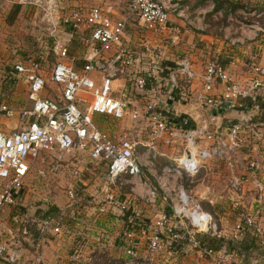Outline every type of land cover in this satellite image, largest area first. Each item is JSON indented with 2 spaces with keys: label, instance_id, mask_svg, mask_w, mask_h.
Returning a JSON list of instances; mask_svg holds the SVG:
<instances>
[{
  "label": "built area",
  "instance_id": "obj_1",
  "mask_svg": "<svg viewBox=\"0 0 264 264\" xmlns=\"http://www.w3.org/2000/svg\"><path fill=\"white\" fill-rule=\"evenodd\" d=\"M3 1L32 7H41L47 1L45 7L49 13L54 10L56 2ZM117 1L126 3V13L118 21L111 19V13L99 6L85 12L71 10L60 18V24L70 30L85 28L89 31V37L83 41L84 64L79 71L63 62L67 58V51L61 42L54 41L52 44L51 52L57 62L50 72V81L60 90L58 102L42 97L47 83L41 74L39 62L27 59L14 66L15 75L22 77L27 84V101L30 107L15 111L0 100V116H17L24 121L23 127L14 133L7 134L0 130V181L4 183L0 188V211L5 207L14 208L18 205L23 194L24 179L31 171L35 170V174L42 178L46 173L55 172L57 163L52 162L45 167L40 154L57 151L62 154L85 153L88 157L85 172L98 171L104 167L99 203L122 215L129 210V200H117L112 189L119 191L129 186L130 193L135 194L133 182H140L143 168L152 171L155 167L156 143L166 148L180 139V150L177 151L179 155L172 159V167L161 170L163 178L173 173L195 176L206 162L221 161L229 171L230 192L241 193L245 185L252 184L254 193L249 196V207L240 212L238 221L229 233H225L219 230L213 216L202 211L200 204L185 190L181 187L174 190L166 188L161 199L166 202L168 213H158L147 234L145 246L135 237L141 235L142 238L145 235L144 229L135 220H130L128 228L120 233L122 243L126 244L124 254L129 260L125 264H176L178 254L195 255L194 264H200L199 261L205 264H264V180L237 175V171L243 166L241 149L251 141L248 142L251 150L256 153L260 148L264 150V134L258 129L249 128V123H237L222 131L213 132L206 125L185 128L191 120L185 116L182 123L177 125L174 121L176 114L171 108L175 96L184 102L192 100L202 109L215 113L241 108L244 100L255 104L258 99L264 100V68L250 64L249 70L255 77L244 81L242 85L214 57L208 59L198 73L187 56L179 57L173 69L165 68L162 66L165 49L176 47L180 42V29L172 25L170 19L173 17L192 26L206 11L215 9L214 3L206 1L201 5L195 4L197 0ZM237 13L243 21L249 17L264 19L263 12L256 14L241 9ZM218 15H222L221 11ZM233 18V13L229 12L227 21H232ZM134 22L142 25L153 36L170 34V39H161L159 46L144 45L137 57L124 46L125 30ZM258 30L264 32V24ZM229 42L230 45L235 44L234 41ZM137 63L140 66L145 63L147 70L135 71ZM165 71L164 84H155ZM119 80H124L128 85V90H124L128 96L133 93L149 98L141 108L132 105L129 110L131 103L128 98L125 99V93L115 95L113 84ZM196 81L200 83L201 89L191 94L190 88ZM219 85L222 86V92L213 96V91ZM84 104L85 110L82 109ZM253 109L257 111L255 106ZM127 114L134 127L144 126L149 129L148 146L142 145L139 140L133 141L126 135L111 137L97 129L93 122V116L122 121ZM262 161L263 158H260L251 167L254 173L259 172L264 178ZM75 186L71 185L66 191L71 203L78 200ZM157 198V189L147 186L143 202L154 205ZM233 205L235 208L240 206L236 202ZM101 212L104 214L106 210L103 208ZM29 223L25 211L20 214L14 211L7 223L0 226V261L7 264L17 262L18 249L29 236ZM42 226H50L55 235L63 233L59 220L47 217L42 221ZM199 234L210 238H225L232 243L249 235L255 238L260 254L251 252L245 261V253L237 254L236 250L228 251L222 247L218 251H212L198 242L196 236ZM142 247L144 262L138 263L140 257L137 252ZM81 260V247L71 248L69 262L79 264Z\"/></svg>",
  "mask_w": 264,
  "mask_h": 264
},
{
  "label": "crops",
  "instance_id": "obj_2",
  "mask_svg": "<svg viewBox=\"0 0 264 264\" xmlns=\"http://www.w3.org/2000/svg\"><path fill=\"white\" fill-rule=\"evenodd\" d=\"M206 1L213 2V0H202L199 3H197L196 1L195 4L201 5ZM240 1L244 4V7L236 8L232 12L234 16L232 21H227V14L224 15L223 9L216 8L211 12L206 11L201 17H196V22L192 26L186 25L181 21H177L172 17L170 19L171 24L180 29V42L176 47H169L165 49L163 60L175 65L176 59L182 56H187L191 59L193 67L198 73L202 71L204 63L208 59L214 57L220 63H226L225 67H227L231 71V74L233 75L235 81H237L238 83L247 81L248 74H245L244 72V64L246 63V60L249 58L252 59L257 54L260 58V62L264 63V41H260L264 40V32H259L258 30L259 27H263L264 19L249 17L248 20L243 21L242 17H240L237 13L239 10L246 9L247 11H254L246 7L244 0ZM229 2L236 3L237 0H229ZM190 3L192 4L193 2L190 1ZM6 5L9 7L6 9L7 13H4L5 9H2V6L4 7ZM62 5L68 7V11H66L67 9H65V7H63ZM0 6L1 75L5 73L8 67H10V64L16 62L12 58V49L8 46V44H10L9 39H6V37L3 36L2 27L3 24L7 27L11 23V20H9L11 18L5 20L8 14L11 15L14 10L18 11L19 9L23 8H21L22 6L15 5L19 7L18 9H15L16 7H12L13 5H10V3L4 2L3 0H0ZM45 6L46 5L43 4L40 9L42 13L41 30L43 32L42 36L44 37L42 38L40 36L38 37V39H53V42H61V44L66 48L67 51V58L64 59L63 62L71 65L76 71H79L84 64L85 46L83 41L84 39H88L89 31L82 27L77 30H70L66 28L65 26L60 24V18L62 17V15H66L71 10H80L82 12H85L86 10L96 6L101 7L104 11L107 10L108 12H110L111 19H113L114 21H118L126 13V3L124 1L117 0H56L55 8L51 13L47 11ZM260 6H262V9L256 11V14L262 12L264 13V3H260ZM219 11H221L222 13L221 16L218 15ZM124 39V46L128 50L134 52L138 57L143 51L144 45L153 47L159 46L162 41L161 39H170V34L153 36L142 25L134 22L126 28ZM142 39H150V41L144 42ZM229 41H234L235 44L230 45ZM259 41L261 42V44L259 43ZM261 48H263V51L261 50ZM260 54L262 55L260 56ZM18 63L19 62H17L16 64ZM134 70L138 72L142 70L146 71L147 66L145 63H143L141 66L137 63ZM43 76L46 83L48 84L46 76L44 74ZM20 79H22L23 83V87L21 89L25 90V94H23L21 97V102L25 101V107L29 108L30 103L27 101L28 87L23 78L16 76L13 72V74L8 77V80L3 83V88L1 89L0 87V93H3L0 94V99L2 98V102H4V104H6L12 110H15L18 107L17 105H15L14 108V101L16 102L19 100L15 99V95L17 94V88L21 84L18 81ZM113 85L115 88V95H120L124 92V90H128V85L124 80H119ZM200 89V83L196 81L190 88V92L191 94H195L199 92ZM221 92L222 86L219 85L215 88L212 95L217 96ZM125 95L127 94L125 93ZM142 104L143 103H133L132 105L141 108ZM171 108L175 112V114L187 116L191 120L192 127L199 128L203 125H206L208 127V130L213 132L222 131L228 126L237 123H249V126H251L249 128L258 129L264 134V109L256 111L254 109L244 108L242 110L237 109L231 112L215 113L211 110L208 111V109H202L193 101L174 103L171 105ZM98 121L102 122L103 119L98 116H93V122L97 123ZM23 125L24 121L17 116H14L12 118L0 116V130L4 133H14L18 131L17 128H19L20 130ZM135 128H138L137 130L139 133L143 132L141 140H139V142L144 146H148L150 138L149 129L144 126ZM134 132L135 131H133V133ZM245 139L246 142L247 137ZM248 142L241 149V159L243 160V166L237 172L240 175H246L249 179L256 177L259 180L263 181V175L259 172L254 173L251 166L256 162H259L260 158L261 160L263 158L261 164H264V150L260 148V150H258L256 153L255 151L251 150V147L249 146L250 143ZM180 144V139L175 141L170 147L166 148L160 143H156L154 169L150 171L146 168H143V176L140 180L141 183L138 181L133 182L134 190L136 191V193L133 195L130 193L129 186H125L119 191H117V189L115 188L112 189L116 199L121 202L129 200L131 213L135 215V217H138L140 214V207L143 205V203H145L143 202L142 197H145L147 186L154 187L158 192V198L155 204L152 206L153 208L157 205H159V207L157 206L158 208H161L163 205L167 206L166 202L161 199L163 190H166V188L169 190H174L177 189V187H181L200 204L202 211L213 216L220 231L229 233L230 229L238 221L240 212L247 210V208L249 207V196L254 193L252 191V184L248 183L247 185H245L244 191L241 193L235 194L230 192L228 189L229 179L226 173L228 170L221 161L206 162L195 176L173 173L171 174V176L163 178L161 170L164 167H172V159L179 155L177 151L180 150ZM74 153H76V157L72 156L73 158L71 159L70 166H72V169L70 172V180L67 184V188L71 185H76L75 187L77 190L79 187H85L88 185L91 187L92 185L90 183V180H88L87 173H85V177L83 176V172H85L83 170V168L85 167L84 164L88 162V157L85 153ZM52 162L54 161L51 160L50 164ZM256 171L258 170L256 169ZM180 179L184 180V184L186 183L185 186L182 183H179ZM72 180H74V182H72ZM98 187H100L98 189L101 192V184ZM26 188L29 187L27 186ZM24 189L18 205L26 208L25 211L28 213V217L30 220L29 226L30 228L32 226L37 227L38 236L36 240L30 238L31 229H29L28 238L24 242H22L18 249V259L15 264H71L69 262V255L72 248L71 241H73L74 235L72 234L70 236H67L68 233L65 232L67 225L62 223L60 224L63 228V233L60 235H55L50 229V226H42V221L47 217L60 221L58 216L63 212H65L67 216L68 214L72 215L73 204L76 205V209L77 207H80V214H84L85 211L89 214L91 213V211H95L96 214L102 216L103 221L107 219V215L109 214V216L115 217V220H117L118 223H121V226L125 225L122 215L117 213V211L106 208V205H103L102 203L100 206L96 207V209L94 208L95 210H91L90 207L86 208V206L84 205L86 200H84V198L81 196L78 197L77 201H73V203L69 202L66 195L65 198L62 196H59L58 198L54 196L42 198L41 205L36 206V209H34V204L31 203L32 200L29 199L28 193L30 192V190L26 189L24 191ZM98 197L100 198L101 195L88 197L90 198L88 199V201L90 200L89 203H91V205H99V202L101 201H99ZM233 202L239 203L240 206H238V208H235ZM59 203L63 205L59 206ZM241 207H243L244 209H241ZM103 208L106 210V213L104 214L103 212H101ZM8 209L10 211V209L14 208L8 207ZM33 209L34 212L32 211ZM166 210L167 207H165L164 209L162 208L160 211ZM30 211H32L31 214ZM134 220L137 221L136 218H134ZM92 222H94V220ZM73 225L74 229L72 230L77 231V229L81 228L80 223H73ZM90 227L93 229L95 226L90 225ZM106 228L107 227L103 225L101 229H95L96 231H101V236H104V234H107ZM223 239L228 240L225 238ZM92 240H95L94 243H96L94 245H89V249L84 248V257L82 255V260L85 261H82L81 264H93L94 262L92 261V254L95 251L107 252L111 247H115L110 243L111 238H108V241H105L103 244L98 241L99 239L94 238ZM246 245H252V240L250 238L246 239ZM230 249L232 250V247L227 250L231 251ZM88 257H90L89 260ZM186 258L187 257H185V260L187 261ZM195 262L196 260L192 259L191 263H188L194 264ZM199 263L205 264L202 261ZM0 264L7 263L0 261Z\"/></svg>",
  "mask_w": 264,
  "mask_h": 264
},
{
  "label": "rangeland",
  "instance_id": "obj_3",
  "mask_svg": "<svg viewBox=\"0 0 264 264\" xmlns=\"http://www.w3.org/2000/svg\"><path fill=\"white\" fill-rule=\"evenodd\" d=\"M64 2V1H63ZM246 7L250 8L251 10H253L254 12L258 11L259 9H262V6H260V3H264V0H244ZM43 4H47V1ZM13 5L12 7H15L14 4H10ZM7 6V5H6ZM2 6V9L4 8V13H7L6 9L9 6ZM63 7H65V9H67L68 7H66L65 5H62ZM6 7V8H5ZM23 9H19L18 11H13L10 14H8L5 18V20L9 19L11 20L10 25H8L6 27V25L2 27V31H3V36L6 37V39H9V43L8 46L12 49V58L16 61L13 64H10V67H8L5 71V73L0 75V87L1 89L3 88V83L5 81L8 80V77L13 74L14 71V65L17 62H25L27 61V59H32V60H37L40 64H41V74H44L46 76V79L48 81V84L45 88V90L42 93V97L45 99H49L55 102L59 101L60 98V90L57 86L53 85L49 79L50 77V72L53 68V66L56 64L57 62V58L55 57V55L51 52V48H52V44H53V39H38V37H44L43 32L41 30L42 24H41V17H42V13L40 11L41 7L35 6H26V5H22ZM12 11V10H11ZM68 11V9L66 10ZM63 12V11H61ZM64 16V14L62 15V17ZM61 17V18H62ZM4 39V38H3ZM144 42H149L150 39H142ZM260 41H264V40H260ZM259 41V43L261 44V42ZM263 46V45H261ZM261 50L263 51V48H261ZM262 54H260L261 56ZM175 58V57H174ZM264 58V55H263ZM260 58L258 57V55L256 54V56H254L252 59H247L246 63L244 64V69H245V74H248V79L254 78L255 75L254 73H252L249 70L250 64H255L258 67H263L264 68V63L260 62L259 60ZM178 59H176L177 61ZM22 78V77H20ZM235 80V79H234ZM263 83H264V77L262 78ZM11 81V80H10ZM21 84L20 86L17 88V94L15 95V99H19L18 101H14V108L15 105H17L18 107L15 109V111L21 110L28 107L26 106V102H21V97L23 94H25V90H22L21 88L22 86V79L18 80ZM17 82V81H16ZM237 82V81H236ZM238 83V82H237ZM239 84H243L241 82H239ZM16 88V87H15ZM3 94V93H0ZM125 96V95H124ZM128 98L129 103H131V106L129 104V110H131L132 104L136 103H145L149 98H145L139 94H133L131 93L130 96L126 95L125 99ZM1 101L2 98L0 99ZM192 101V100H191ZM85 104L83 105L82 109L85 110ZM135 106V105H134ZM136 107V106H135ZM140 108V107H138ZM128 110V111H129ZM100 117V116H98ZM102 118V117H100ZM103 121H98L95 124V127H97V129H99L100 131L106 132L107 134H109L111 137H122L124 135H126L127 137H131L133 141H138L141 140L142 137V133H139L138 130L129 122L128 119V114L124 116V120L122 121H114L112 119H106V118H102ZM17 130H19V128H17ZM13 131V130H11ZM133 131H135L133 133ZM73 154V153H71ZM71 154H62L59 153L57 151L53 152V153H41L40 154V158H42L44 160V166L46 167L48 164H50L51 160L57 163V167L55 172L53 173H46L45 177H39L35 174V170L31 171V173L29 174L28 178L24 179V185H25V189H29L30 192L29 194V199L32 200L31 203L34 204V209H36V206L41 205V199L42 198H46V197H56L58 198L59 196H62L65 198L66 195V191H67V184L69 182V176H70V172L72 169V166H70L71 164V159L73 157H76V153H74L73 155ZM53 155V156H52ZM73 156V157H72ZM87 162V161H86ZM84 164V163H83ZM39 165V163L37 162V166ZM82 165V164H81ZM83 166V165H82ZM84 168H86L88 166V163L84 164ZM83 168V170H84ZM83 176L85 177V173H87V177L88 180H90L91 183V187L85 186V187H79L78 188V192H77V196L78 197H83L84 200H86V202L84 203V205L87 207H90V209H96V207L100 206L101 203H99V205H94L91 203H89L88 197L92 196L94 197L95 195H100V191L98 187L102 182V177L105 174L104 171V167H102L100 170L98 171H86L83 172ZM227 173V177L229 179V171L226 172ZM237 173V172H236ZM235 173V174H236ZM238 175V173H237ZM33 177V178H31ZM59 177V178H58ZM62 178V179H61ZM30 179V180H29ZM63 180V181H60ZM75 180V179H74ZM74 180H72V182H74ZM179 183H182L184 186V180L180 179ZM4 183L0 182V187H2ZM228 184H229V180H228ZM71 185V184H69ZM68 185V186H69ZM29 188H26V187ZM59 206H62L63 204H58ZM104 205V204H103ZM92 206V207H91ZM136 206V205H135ZM153 205L147 204V203H143V205L140 207V214L138 217H136L137 221L135 222L136 224H138L139 226H141L142 229H144L145 231V235L142 236L141 235H135V237L137 238V240L141 243L142 246H145L146 244V237L148 232H150V230L152 229V224L154 222V220L156 219V216L158 215V213H160L161 209L165 208L166 206L163 205L161 208H158L159 205L155 206L154 208L152 207ZM83 207V205H82ZM7 208V209H6ZM73 211H72V215L68 216L65 214V212H63L61 215L58 216V218L60 219V223L67 225L66 227V233L67 236L70 235H74L73 236V241H71L72 243V248L75 246H80L82 251H83V257H84V248L89 249V245H94V241L92 239H99L98 241H100L102 244L106 241H108V238H111V245H114L115 247H111L107 252H102V251H95L92 255H93V264H125L128 263V258L125 256L124 254V249L126 247V244H123L121 241V232L127 227V225L121 226V223H118L117 220H115V217L109 216V214L107 215V219L105 221L102 220V216H99L98 214H96V212L91 211V213H85L84 214H80V207H77L76 209V205H72ZM129 210H131L130 205H128ZM34 209L32 210L34 212ZM94 209V210H95ZM26 210L25 207H22L20 205H17L14 207V209H8V207L3 208L0 211V226L4 223H7V219L10 217L11 213H13L14 211L17 213H22ZM32 211H30V214L32 213ZM160 211V212H159ZM26 212V211H25ZM27 213V212H26ZM28 214V213H27ZM94 220V222H92ZM73 223H80L81 228L77 229V231L72 230L74 229V225ZM90 225H94L95 227L92 229L90 227ZM105 225L106 228V232L107 234H104V236H101L102 233L101 231H96L95 228H102V226ZM128 228V227H127ZM31 235L30 238L35 239L38 236V231H37V227L36 226H32L31 228ZM128 230V229H126ZM125 231V230H124ZM120 248V249H118ZM86 249V250H87ZM85 250V251H86ZM138 257H140V259L138 260V263H142L143 259V255H144V247H142L138 252ZM195 256V255H194ZM193 255H183V254H178L176 256V261L178 262V264H189L191 263V260L194 259L195 257ZM185 257H187V261L185 260ZM82 261L85 260H81L80 264L82 263ZM144 262V261H143ZM176 262V264H177ZM183 262V263H182ZM187 262V263H184ZM189 262V263H188ZM200 262V261H199ZM203 262V261H202ZM204 263V262H203Z\"/></svg>",
  "mask_w": 264,
  "mask_h": 264
},
{
  "label": "trees",
  "instance_id": "obj_4",
  "mask_svg": "<svg viewBox=\"0 0 264 264\" xmlns=\"http://www.w3.org/2000/svg\"><path fill=\"white\" fill-rule=\"evenodd\" d=\"M200 1H202V0H199V1L197 0V3H199ZM213 2L216 5V7H215L216 9H223L224 15L228 14L229 12H233L236 8L244 7V4L241 3L240 0H237L236 3H231V2H229V0H213ZM15 7H16L15 9L19 8L18 6H15ZM35 61H37V60H35ZM221 64L223 66L226 65V63H224V62H221ZM162 66L165 68H168V69H173L175 67L174 64L169 63V62H165V61L162 63ZM13 72H15V70ZM165 76H166V71L161 75L162 78L160 80H158L157 82H155V84H157V85L164 84ZM152 83H154V81H152ZM152 85H154V84H152ZM178 102H184V101L180 100L178 96H175L174 103H178ZM254 106L257 108V111H260L261 109L263 110L264 109V100L258 99V101L255 104H252L249 100H244L243 104H242V108H237V109H239V110H242L244 108L253 109ZM237 109H235V110H237ZM174 117H175L174 121L176 122L177 125L182 123V121L185 119V116L180 115V114H176ZM188 127H192V124L189 123L185 128H188ZM166 212L168 213L167 210H166ZM122 218L124 220V224L128 225L130 220H132V221L134 220V215L131 213V210H128L124 214H122ZM29 229H30V226H29ZM196 238L200 244L204 245L208 249H211L212 251H218L222 247H225L226 249H229L232 247V250H236L237 254L245 253V256H246L245 261H247L248 254L251 252H255V255H257L258 253L260 254L258 247H256V245H255V238L251 237L249 235L243 237L242 240H240L239 242H235V243H232L229 240H224L221 238H219V239L218 238H210V237L204 236V235H197ZM247 238H250L252 240L251 246L246 245V239Z\"/></svg>",
  "mask_w": 264,
  "mask_h": 264
}]
</instances>
